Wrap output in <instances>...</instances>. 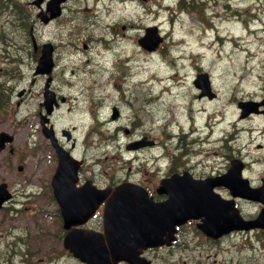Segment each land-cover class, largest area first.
<instances>
[{"label": "rangeland", "instance_id": "obj_1", "mask_svg": "<svg viewBox=\"0 0 264 264\" xmlns=\"http://www.w3.org/2000/svg\"><path fill=\"white\" fill-rule=\"evenodd\" d=\"M33 1L0 0V87L8 95L6 107H0V130L15 135L14 152L9 147L0 152V182L15 194L0 209V264H52L48 256L63 248L50 184L56 163L39 117L45 77L34 74L38 53L31 28L38 42L58 44L54 87L69 100L52 119L57 128H73L75 151L86 158L84 176H96L103 186L138 178L156 183L155 190L160 176L176 165L171 154L184 149L185 160L177 162L207 173L224 165L227 149L231 159L248 161L246 175L254 185L264 177V114L242 117L238 105L240 99L264 96V0H210L216 15L168 10L177 0H72L48 26L38 19ZM26 15L31 26L21 22ZM210 17L213 27L205 29ZM255 17L253 33L247 26ZM154 24L164 39L156 49H144L138 38ZM109 46L118 57L106 54ZM201 71L209 73L216 98L200 96L195 87ZM152 76L165 79L159 83ZM165 84L171 88L161 93ZM81 86L89 88L81 92ZM113 106L120 110L116 119ZM143 139L147 144L132 146ZM238 205L246 217L261 208L247 200ZM144 255L152 264H264V231L214 239L193 221L180 227L174 243ZM63 260L83 264L69 256Z\"/></svg>", "mask_w": 264, "mask_h": 264}, {"label": "water", "instance_id": "obj_2", "mask_svg": "<svg viewBox=\"0 0 264 264\" xmlns=\"http://www.w3.org/2000/svg\"><path fill=\"white\" fill-rule=\"evenodd\" d=\"M61 1L51 0L48 3L51 16L60 13L59 4ZM160 40L161 38L157 35L156 28L150 27L146 36L142 37L139 41L145 47L153 49ZM52 49L50 43L44 45L36 72L45 73L51 71L53 66ZM195 83L202 87V94L211 95L210 83L206 73L199 74ZM52 102L53 98H46L45 103L49 111L52 109ZM260 103H264V100ZM260 103L254 101L240 102V106L243 109L242 115L256 111ZM46 120L43 118V122ZM51 132V130L46 131L48 135ZM12 139L13 135L5 131L1 132L0 150L5 147L7 141H11ZM236 162L234 161L235 164L231 167L230 173L223 176L224 178L227 177L229 180H233L230 186L234 193H240L244 196L264 201V186L259 189L249 187L247 179L239 178V172H237L236 168L238 164ZM76 179L75 159L67 152L62 151L59 154V165L53 176L52 184L62 208L65 226L68 227L74 223L85 221L93 212L95 206L106 198V230L112 239L111 251L114 255H118V258L134 261L139 247L161 242L160 237L165 229H171L174 223L183 222L189 217H204V222L200 224V227L209 235H218L223 231L237 227H247L252 224V222L243 221L238 216L236 210L233 208V202L221 200L219 195L213 191L215 185L225 183L223 178H208L194 182L185 180L184 182L181 181V183L174 179L165 181L167 183L165 188L170 195L169 199L164 204L161 203L163 206L148 208L147 214L153 218L150 221H145V224L149 225L146 231H140L136 227V220L140 215L136 204L141 202L140 198L143 199L141 193H138L140 198L135 200L130 195L132 192L126 190V188L117 187L97 190L94 186H90V183L87 186L76 187ZM10 195L7 183H0V206ZM231 209L233 213L229 214V210ZM261 215L263 216V212ZM158 217L165 221L166 224L162 225L161 222H158ZM118 218H121V222H117ZM226 222L227 226L221 229V225ZM65 244L71 248L75 255L80 256L83 260L89 262V264H108L109 249L101 243L90 248L87 247L84 244V235L79 231H70L65 237ZM110 260L113 261L112 258Z\"/></svg>", "mask_w": 264, "mask_h": 264}, {"label": "flooded vegetation", "instance_id": "obj_3", "mask_svg": "<svg viewBox=\"0 0 264 264\" xmlns=\"http://www.w3.org/2000/svg\"><path fill=\"white\" fill-rule=\"evenodd\" d=\"M86 46H87V45H85V47H86ZM39 50H40V45H38V48H37L36 51H39ZM56 93H57L58 98H63V95H61V92L57 91ZM64 97H65V96H64ZM65 100H66V97H65ZM128 132H130V129H129ZM58 140H59L63 145H66V144H68V145H73V144H74V141H69V140L67 139V137L64 136L63 134L58 135ZM171 155H172V156H171V160H172V161L174 160L175 163H176V165H173L172 167H170V168L168 169V171L164 172V174H162V176H164V177H167V176L171 175V174L174 173V172H179V173H180V172H183L184 170H189V172H190L193 176H195V177H206V176L211 175V174L217 176V175H219V174H221V173H223V172H225V171L227 170V168H228V166H229V163H230V160H231V157H232V155L230 154V152H228L227 149H224L223 155H224L225 158H224V161H223V163H222V164H224V165H222L221 167H219L218 170H212L211 172H207V173H199L198 171L192 169L191 166L189 165V163H187V162L184 161V164L181 165L179 162H177L178 157H181L182 160H185V156L187 155V153L184 152V149H183L181 152H179V153L171 154ZM176 157H177V158H176ZM186 160H187V159H186ZM82 170H83V168L81 169V173H82ZM262 178H263V177H262ZM262 178H261V179H262ZM93 180L95 181V179H93ZM81 181H83L82 178H81ZM146 183H147V182H146ZM155 184H156V183H154L153 185H155ZM153 185H151V184H148V185H147V187H148L149 190L151 191V194L153 195V197H154L155 199H157V200L164 199V198H165L164 195H160V194H158V193L155 192V190L153 189ZM217 190H218L223 196H225V197H228V196L230 195V192H229L228 189L225 188V187L219 186V187L217 188ZM222 190H224L225 193H224ZM100 215H101V213L98 214L97 216L93 217V218L87 223V226H88V227H91V228H94V229H101V228H103L102 222H100V220H99ZM60 237H61V238L63 237V233L61 234ZM62 246H63V243H62ZM147 250H149V249H147ZM145 252H146V251H145ZM65 256H69L70 258L79 261V260H78L77 258H75V257H74V256H73V255L67 250V249H65L64 246H63L62 250H60V249H55V251H54V255L51 257V262H52V264H61V263H64V260H63V259H64ZM80 262H81V261H80ZM82 263H83V262H82ZM64 264H65V263H64ZM83 264H84V263H83ZM118 264H126V263H125V262H120V263H118Z\"/></svg>", "mask_w": 264, "mask_h": 264}, {"label": "bare ground", "instance_id": "obj_4", "mask_svg": "<svg viewBox=\"0 0 264 264\" xmlns=\"http://www.w3.org/2000/svg\"><path fill=\"white\" fill-rule=\"evenodd\" d=\"M92 2V1H91ZM90 3V2H89ZM87 4H88V2H87ZM79 6V5H78ZM83 9V8H82ZM221 13V12H220ZM240 13V12H239ZM233 14H235L234 12H233ZM194 34H195V32H194ZM194 38V37H193ZM230 38V37H229ZM97 41L99 42V44L101 43V40L100 39H97ZM114 42H116V41H114ZM129 55H130V57L132 56V53H129ZM151 78H154L156 81H158L159 83L160 82H162V80L163 79H165V77H162V76H159V77H154V76H152V77H150L149 78V80L151 79ZM148 80V79H147ZM151 84H153L152 82H151ZM166 86H168V88H165ZM165 87H162V89L161 90H163V92H161V93H164V92H168L169 90H170V88H171V85H167V84H165ZM165 88V89H164Z\"/></svg>", "mask_w": 264, "mask_h": 264}, {"label": "trees", "instance_id": "obj_5", "mask_svg": "<svg viewBox=\"0 0 264 264\" xmlns=\"http://www.w3.org/2000/svg\"><path fill=\"white\" fill-rule=\"evenodd\" d=\"M24 17H25V18H22L21 21H24L25 24H26V21H28V20H27L28 17H27V16H24Z\"/></svg>", "mask_w": 264, "mask_h": 264}]
</instances>
